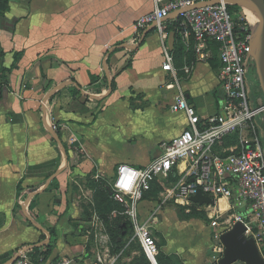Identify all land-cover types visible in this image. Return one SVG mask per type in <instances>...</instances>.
<instances>
[{
    "label": "crops",
    "instance_id": "1",
    "mask_svg": "<svg viewBox=\"0 0 264 264\" xmlns=\"http://www.w3.org/2000/svg\"><path fill=\"white\" fill-rule=\"evenodd\" d=\"M154 7L155 0H11L0 17V58L12 69L0 99V264H12L21 252L35 262L36 252L48 246L52 260L139 264L144 250L133 236L119 239L115 253L113 245L100 248L112 243L106 231L118 223L111 180L122 164L148 166L188 127L184 113L170 111L177 91L166 87L174 78L163 70L159 35L141 36L136 28ZM167 43L177 52L175 68L188 102L202 119L219 114V69L207 61L195 64L189 43L181 56L173 30ZM92 76L98 81L92 83ZM178 181L175 170L153 185L158 192L141 201V220L160 209L152 225L163 264H213L211 217L233 224L244 210L229 211L223 199L212 206L163 205L166 189Z\"/></svg>",
    "mask_w": 264,
    "mask_h": 264
},
{
    "label": "built area",
    "instance_id": "2",
    "mask_svg": "<svg viewBox=\"0 0 264 264\" xmlns=\"http://www.w3.org/2000/svg\"><path fill=\"white\" fill-rule=\"evenodd\" d=\"M230 1L233 0H168L163 4V0H155L154 10L136 23L141 36L149 32L159 35L163 70L174 78V83L166 87L177 91L170 111L184 113L188 122L180 136L161 146L157 159L141 169L120 165L111 184L112 197L123 208L115 210L112 217L127 218L134 238L140 242L151 264H158L160 254L152 225L160 209L155 210L148 221H142L140 203L155 183L168 181L175 170L179 181L166 189L163 205L172 200L192 203L190 199L201 190L215 200L228 201L229 211L244 210V215L235 216L233 224L226 221L221 225V216L211 217L214 218L212 227L216 228L213 264H218L224 253L222 233L237 222L245 224V235L253 237L260 250L264 247V103L256 109L250 106L247 76L249 69L255 68L250 27L244 13L237 14L230 9L234 6ZM173 27L183 42L190 43L194 38L197 62L212 58L209 42L218 44L221 63L218 74L224 93L219 114L202 119L188 102L177 76L173 49L167 43ZM185 71L189 73L188 68ZM22 87L26 89L27 85ZM42 104L46 106L45 101ZM52 128L56 131L59 127L53 123ZM234 137L237 138L235 143L217 152V147ZM15 257L12 264H73L70 258L44 260L40 257L34 262L26 252L17 253ZM92 264L105 262L98 258Z\"/></svg>",
    "mask_w": 264,
    "mask_h": 264
},
{
    "label": "water",
    "instance_id": "3",
    "mask_svg": "<svg viewBox=\"0 0 264 264\" xmlns=\"http://www.w3.org/2000/svg\"><path fill=\"white\" fill-rule=\"evenodd\" d=\"M229 4L239 6L247 18L251 33V56L255 61L259 84L264 95V0H233ZM264 103V99H263ZM190 201L200 206H212L214 198L204 195L201 190ZM247 227L237 222L222 233L220 240L224 253L218 264H264V256L253 237L245 234Z\"/></svg>",
    "mask_w": 264,
    "mask_h": 264
},
{
    "label": "trees",
    "instance_id": "4",
    "mask_svg": "<svg viewBox=\"0 0 264 264\" xmlns=\"http://www.w3.org/2000/svg\"><path fill=\"white\" fill-rule=\"evenodd\" d=\"M10 1L11 0H0V17L4 16V14L8 11L9 2ZM171 30H173L175 35L178 37V40H179L178 46H181L180 50H182V51H180L178 48H177V51L181 53V56H183L184 55V51L186 49V44H184L181 36L176 31L175 27L171 28ZM189 44H191L190 45V48H191L190 50L192 51V53L194 55V61H195L194 63L196 64V62H197V60H196V41L194 40V38L191 39ZM209 48L212 50L213 56L207 62L211 65L213 70L216 71L217 69H219L221 67V63H220V60H219V57H218V44L215 43V42H209ZM174 53L177 54V52H174ZM20 58H21V53H17L15 55V62L17 63L20 60ZM16 63H15V65H16ZM11 70L12 69H7V68L3 67V55H1V58H0V78L4 81L5 85H2L0 87V99L3 98V94H4V92H3L4 89L3 88L4 87L5 88L9 87V82L7 80V75L11 72ZM91 80H92V83H95V82L98 81V77L92 76ZM111 88H112V91H114V89H115V80L112 81ZM59 130L60 129L58 128L57 129V134H58L59 140L61 141L62 140L61 139L62 138V134L59 132ZM236 141H237L236 137L230 138V139H228L226 141V144L229 145V144L235 143ZM65 150L68 153L67 148H65ZM21 188H22L21 185H19L18 189L20 190ZM104 192H105L104 196H106L108 199H112L110 197L108 191L105 190ZM157 192H158V189L153 187L152 190L149 193H146L144 195V198L148 194L156 195ZM112 203H114V209L119 210V211L123 210V208L117 202H115L114 199L112 200ZM111 210H112V208H111ZM108 214H110V213H108ZM114 220H116L118 223H120V225H118V223H117V227L115 228L116 233L112 236V239H113V248H112L113 251L112 252L113 253H115V249L119 248V246L121 245V242L119 241V239L125 238L126 236H128V233L132 231L131 224L129 223V221L127 220V218L125 216H118L117 218H114ZM50 233L51 234H55V230H53ZM158 246L160 248L159 244H158ZM118 250H117V252H118ZM52 251H53V247L48 246L46 251L43 252V253L42 252L40 253L39 251H37L36 254L33 256V259L36 260L35 262H37L40 257H44V260H52V259H49L50 256L52 255ZM161 258H162V253H161V248H160V254H159L158 258H157V263L158 264H163ZM144 261L147 264H151L150 261L148 260V258L146 257V255L143 253V255L140 258L139 264H142Z\"/></svg>",
    "mask_w": 264,
    "mask_h": 264
},
{
    "label": "rangeland",
    "instance_id": "5",
    "mask_svg": "<svg viewBox=\"0 0 264 264\" xmlns=\"http://www.w3.org/2000/svg\"><path fill=\"white\" fill-rule=\"evenodd\" d=\"M230 9L237 12V14H243V11L239 6H232V7H230ZM247 92H248V97H249V102H250L251 108L256 109L260 105V103H263L264 95H263V92L261 90V86L259 84V79H258L256 68H254L253 66L248 71ZM113 181H114V179L111 180V184L113 183ZM118 225H120V223H118ZM116 227H117V225H116ZM108 229L110 230V228H108ZM108 229L106 232H107V234L108 233L110 234V238L112 239V236L116 233V230L114 229L112 232V231H108ZM97 230H99L100 233H102V235H104L103 230H101V229H97ZM132 236L134 237L133 229L131 232L128 233L127 237L130 238ZM137 243L139 244L138 241H137ZM101 244L102 245L100 246V248H102V246L103 247L104 246H112L113 245V239H112V243L110 245L105 244V243H101ZM134 246H136V245H134Z\"/></svg>",
    "mask_w": 264,
    "mask_h": 264
}]
</instances>
